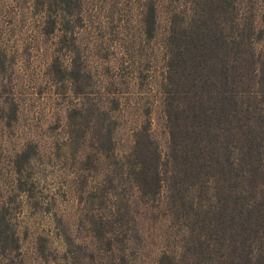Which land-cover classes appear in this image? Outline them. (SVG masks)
<instances>
[{"label":"trees","instance_id":"16d2710c","mask_svg":"<svg viewBox=\"0 0 264 264\" xmlns=\"http://www.w3.org/2000/svg\"><path fill=\"white\" fill-rule=\"evenodd\" d=\"M3 3L0 264H264V0H169L163 23L162 0L124 3L125 21L89 0H33L30 39ZM34 53L54 116L33 130ZM67 192L86 240L53 209ZM37 214L61 243L38 231L27 251Z\"/></svg>","mask_w":264,"mask_h":264},{"label":"rangeland","instance_id":"374dc122","mask_svg":"<svg viewBox=\"0 0 264 264\" xmlns=\"http://www.w3.org/2000/svg\"><path fill=\"white\" fill-rule=\"evenodd\" d=\"M169 0H162V7H160L159 15L161 18V22L163 23V19L166 16L165 5L168 4ZM134 0H89V4L92 5L96 3L98 6H105L107 9H102L98 12H103L105 15L109 14L112 10L114 11V16L123 19L124 21L129 19L128 11L123 10V5L131 6ZM33 4V0H4V3L1 5L3 10L5 9V19L7 24L10 27H14L15 32L20 36H24L27 39L31 38V23L29 19V10L31 9ZM111 7V8H110ZM113 7V8H112ZM109 8V9H108ZM96 13V11H94ZM4 14V13H3ZM97 15V14H95ZM20 33V34H19ZM39 53H34L30 59V69L29 72L32 73L33 80L25 79L23 85V98L27 102V109L25 108L24 116H26V123L29 122L30 127L34 130L37 126H40L44 123L47 115L49 114L50 118L52 115L54 116L53 110L51 106H47L45 101V93L42 90H39L40 86L37 83L36 72L38 71L39 65ZM28 82V83H27ZM36 82V83H34ZM27 83V84H26ZM152 117V130L154 131L155 136H157L158 140L162 145L165 143L166 139V131L164 124V116L162 110L158 104H155L152 108L151 112ZM28 124V123H27ZM119 134L121 136V141L118 143V150L123 151L128 146V138H127V127H123L119 130ZM57 183L53 181L50 177H48L46 181V186L50 190H54L56 192ZM53 209L57 211V213L62 214L63 222L70 228V232L72 235H76L77 238L86 240L88 237L86 236V232L84 227L80 225V222L84 224V220L81 218L78 213V209L76 207V203L72 196L69 195V192L64 195L60 193L57 197L56 203L53 206ZM37 214L33 218V225L31 224L30 234L24 238L25 249L28 251L31 249L33 236L38 231L48 234L50 238V247H54L61 243V237L58 234L56 226L52 223L49 216ZM41 260V259H40Z\"/></svg>","mask_w":264,"mask_h":264}]
</instances>
